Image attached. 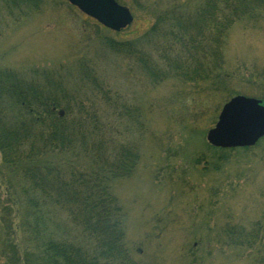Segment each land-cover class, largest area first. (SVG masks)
Returning <instances> with one entry per match:
<instances>
[{"label": "rangeland", "instance_id": "374dc122", "mask_svg": "<svg viewBox=\"0 0 264 264\" xmlns=\"http://www.w3.org/2000/svg\"><path fill=\"white\" fill-rule=\"evenodd\" d=\"M118 1L134 16L120 31L105 27L67 0H44L40 12L15 23L0 12V67L64 65L67 69L85 56L121 108L141 111V130L125 117L120 124V139L137 142L141 157L130 176L112 182L135 260L141 264H261L264 139L249 150L227 151V159L217 162L222 152L212 148L207 132L230 97L264 96V16L244 18L230 29L224 50L230 75L225 89L175 78L152 84L132 61L108 50L97 35L138 39L153 24L154 7L161 3L165 8L172 0H148L145 8L139 5L141 0ZM13 186L0 160V249L10 241L21 249L26 245L25 207L19 200L23 196L17 181ZM4 205L13 222L10 233L2 220ZM229 230L257 233L256 244H233Z\"/></svg>", "mask_w": 264, "mask_h": 264}, {"label": "trees", "instance_id": "16d2710c", "mask_svg": "<svg viewBox=\"0 0 264 264\" xmlns=\"http://www.w3.org/2000/svg\"><path fill=\"white\" fill-rule=\"evenodd\" d=\"M147 1L139 5L145 8ZM43 3L0 0V12L15 23L40 12ZM166 4L154 7L155 20L138 39L97 38L152 84L175 78L225 89L230 29L244 18L264 16V0ZM97 70L85 56L67 69L0 67V160L11 187L15 181L20 187L27 234L23 249L17 242L2 245L0 264H141L127 245L124 211L112 191V182L130 176L141 157L137 142L120 139L125 118L141 130V111L121 108ZM250 96L264 103L263 95ZM253 146L212 148L222 152L218 162L227 159V151ZM2 208L10 233L9 207ZM236 233L228 231L233 244H256L257 233Z\"/></svg>", "mask_w": 264, "mask_h": 264}, {"label": "water", "instance_id": "95a60500", "mask_svg": "<svg viewBox=\"0 0 264 264\" xmlns=\"http://www.w3.org/2000/svg\"><path fill=\"white\" fill-rule=\"evenodd\" d=\"M107 28L120 31L134 16L129 7L117 0H67ZM63 114V111L60 112ZM264 136V104L246 95L231 97L220 111L218 121L207 132L208 142L221 148L249 147Z\"/></svg>", "mask_w": 264, "mask_h": 264}]
</instances>
